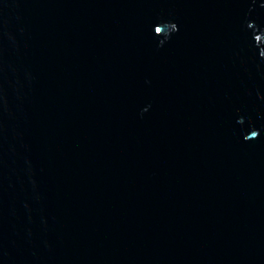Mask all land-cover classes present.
<instances>
[{"label": "water", "instance_id": "water-1", "mask_svg": "<svg viewBox=\"0 0 264 264\" xmlns=\"http://www.w3.org/2000/svg\"><path fill=\"white\" fill-rule=\"evenodd\" d=\"M0 264H264V0H0Z\"/></svg>", "mask_w": 264, "mask_h": 264}]
</instances>
